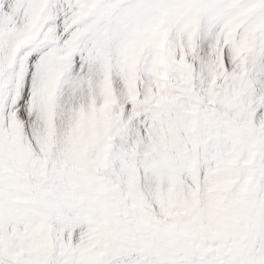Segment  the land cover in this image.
Masks as SVG:
<instances>
[{"label":"snow or ice","instance_id":"1","mask_svg":"<svg viewBox=\"0 0 264 264\" xmlns=\"http://www.w3.org/2000/svg\"><path fill=\"white\" fill-rule=\"evenodd\" d=\"M0 264H264V0H0Z\"/></svg>","mask_w":264,"mask_h":264}]
</instances>
